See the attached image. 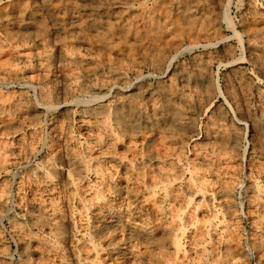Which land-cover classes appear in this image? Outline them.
<instances>
[{"label": "bare ground", "instance_id": "bare-ground-1", "mask_svg": "<svg viewBox=\"0 0 264 264\" xmlns=\"http://www.w3.org/2000/svg\"><path fill=\"white\" fill-rule=\"evenodd\" d=\"M222 1L0 0V264H264V0L239 47Z\"/></svg>", "mask_w": 264, "mask_h": 264}, {"label": "rangeland", "instance_id": "rangeland-1", "mask_svg": "<svg viewBox=\"0 0 264 264\" xmlns=\"http://www.w3.org/2000/svg\"><path fill=\"white\" fill-rule=\"evenodd\" d=\"M222 2L224 4V6L225 5L227 6V16H228V19L226 20L224 17H221L222 14H220V16H218V18L216 19V21H217V24H218V26L220 28H219L218 34L215 35V36H213V39H214V41H216L215 38L218 37V36L219 37L220 36L221 37H225L227 44H229L232 47H237V46L239 47V44H238L239 42H237L238 40H237L236 32L241 33L240 32V29H239V17H240V9H241V5L240 4L242 3V0H230V1L229 0H223ZM175 10H172L174 12H171V16H173V18L174 17H177V18L179 17L180 18V14H179L180 12L178 13V11L177 10L175 11ZM156 18H157V20L160 23L162 22V24L166 25L167 26V29L169 28V30H171V26H170L168 20L164 16H162V14L156 13ZM186 27L187 26L183 24L182 29H181L182 30V35H181L182 38H181V42H180L181 48L184 47V46L186 47V45H188L189 42L194 41V40H196L198 43L201 41L199 44H202V42L204 43L207 39L208 40L209 39H212L211 37L209 38V36L194 39L193 37L190 36L189 30H188V32L186 31L187 29H189L188 27L187 28ZM214 41L212 40V43ZM217 47L218 46H214V48H217ZM212 49H213V47H212ZM195 51L197 52V51H200V50L198 48V50H195ZM204 51H206V49L201 50L200 53L203 54ZM188 56H189L188 53H185L184 54V57L187 58ZM244 66L248 68L247 65H244ZM209 70H210V75L212 76V78L214 79V81L216 82V84L219 83V84H217L219 87H222V85L224 83V79L232 77V74H233L231 72L230 68H228V67H222L218 60L213 61L209 65ZM143 71H144L143 74H144L145 78H148V76H146L148 74V70L147 69H144ZM22 85L23 84H21L20 82L14 81V82L9 83V84L7 83L6 85H4L2 87L3 88H9V89L18 90L19 87L22 86ZM28 86H26V88L28 87L26 89L27 96L30 97V98H33L34 97L33 89L30 88V85L29 84H28ZM220 100H222V99H220ZM80 109H81L80 107H76V110L79 111ZM235 198H236V201L238 200L237 202L239 203V206H240L241 202L244 199V194L242 193V190L241 189H238V191L236 190V192H235ZM14 209L17 210L16 208H13V210ZM241 226L243 228H246V229L248 228L247 223H246L245 220H242L241 221ZM0 231L2 232L3 237H4L5 250L8 253L7 254V257H9V258L12 257V259L13 258H16L17 257V251H16L17 250V247H16L15 242L11 238V235H10V232H9V229H8V225H7V223L4 220H1L0 221ZM246 262L248 264H256L255 259H254V257L252 255L248 257V259L246 260Z\"/></svg>", "mask_w": 264, "mask_h": 264}]
</instances>
